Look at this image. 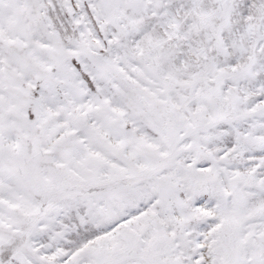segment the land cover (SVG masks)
<instances>
[{
    "label": "snow or ice",
    "instance_id": "snow-or-ice-1",
    "mask_svg": "<svg viewBox=\"0 0 264 264\" xmlns=\"http://www.w3.org/2000/svg\"><path fill=\"white\" fill-rule=\"evenodd\" d=\"M0 264H264V0H0Z\"/></svg>",
    "mask_w": 264,
    "mask_h": 264
}]
</instances>
